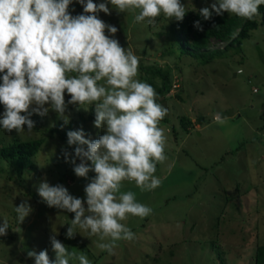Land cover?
I'll return each mask as SVG.
<instances>
[{
  "label": "rangeland",
  "instance_id": "374dc122",
  "mask_svg": "<svg viewBox=\"0 0 264 264\" xmlns=\"http://www.w3.org/2000/svg\"><path fill=\"white\" fill-rule=\"evenodd\" d=\"M93 2L107 3L110 14L100 12L98 18L118 29L115 36L106 35L141 58L139 80L149 84L147 67L171 71L169 93L158 101L168 109L160 122L167 159L157 164L154 175L162 181L158 188L141 191L135 182L123 183L122 191L135 192L139 202L153 209L148 217L129 215L123 221L136 234L134 240L118 242L110 255L96 246L106 241L77 227L74 243L65 245L69 253L86 255L92 264H255L257 247L264 245V25L250 33L240 53L201 64L165 54V32L175 19L161 15L155 25H149L136 22V12H118L108 0ZM214 2L181 0L189 13ZM69 13L84 14L78 0H73ZM255 18L261 20L259 14ZM70 99L65 93L62 116L51 104L45 105L46 116L33 114L31 133L27 125L21 133L0 126V143L45 139L23 172L15 173L0 162V226L4 221L9 225L7 235L0 237V264H35L28 251L46 250L55 260L50 238L55 236L63 244L61 231L75 214L49 207L38 194L42 182L63 185L84 200L87 209L84 189L95 173L87 179L77 177L63 154L65 149L49 137V131L71 122L94 141L106 129L95 127L94 105L86 111L68 103ZM4 111L0 104V118ZM217 114L222 122L215 119ZM181 117L191 121L189 131H183ZM198 118L204 122L199 124ZM69 147L75 152V146ZM24 201L33 211L19 223L14 209Z\"/></svg>",
  "mask_w": 264,
  "mask_h": 264
},
{
  "label": "clouds",
  "instance_id": "9594fccd",
  "mask_svg": "<svg viewBox=\"0 0 264 264\" xmlns=\"http://www.w3.org/2000/svg\"><path fill=\"white\" fill-rule=\"evenodd\" d=\"M84 14L73 17L69 7L73 0H0V104L5 111L0 126L7 131L31 133L35 127L33 114L46 116L51 104L61 116L68 103L84 110L94 105L95 127L106 129L97 140L85 133L69 131L67 143L75 146L70 159L77 177H95L85 186V201L72 196L63 185L42 182L38 194L49 206L74 213L67 237L74 238L75 229L98 236L96 246L114 254L120 241H132L136 234L125 224L129 215L145 218L153 209L138 201L133 191H122L125 181L135 182L141 191L158 188L162 181L154 174L157 164L164 162L166 137L160 122L168 109L158 102L154 87L138 79L140 57L131 47L125 49L115 36L118 29L98 18L110 14L107 3L78 0ZM124 13L136 12V22L155 25L156 18L182 21L187 8L181 0H108ZM264 0H215L210 8L199 11L204 20L213 13L235 14L251 20L259 14ZM203 31L199 21L194 25ZM35 105V107H33ZM221 121L219 114L215 116ZM222 122V121H221ZM86 146V148H85ZM64 156L71 154L64 150ZM76 158L80 160L76 164ZM91 162L89 166L88 162ZM19 223L33 211L27 201L15 207ZM9 225L0 226V237L7 235ZM55 260L46 250L28 251L35 264H92L86 255L76 256L55 236L51 238Z\"/></svg>",
  "mask_w": 264,
  "mask_h": 264
},
{
  "label": "trees",
  "instance_id": "16d2710c",
  "mask_svg": "<svg viewBox=\"0 0 264 264\" xmlns=\"http://www.w3.org/2000/svg\"><path fill=\"white\" fill-rule=\"evenodd\" d=\"M259 15L261 16L259 22L255 17L249 20L229 13H224L223 15L213 13L210 20H204L199 12H187L182 21L175 20L171 22L169 29L165 32V54L166 52L169 55L177 54L178 58L183 56L190 57L201 64L233 56L242 51L244 42L250 38V33L256 30L259 25H264V5L260 6ZM196 21L200 22L203 31H199L194 26ZM176 68L179 69L178 67ZM145 72L148 76L149 84L158 93V101L160 97L164 98L165 95L167 96L172 80L169 67L165 70L147 67ZM157 80H159L160 85ZM92 110L95 112L94 109ZM92 117L95 118V113ZM180 122L183 131H189L188 128L192 125L191 121L187 117H181ZM198 122L199 124L203 123V118H198ZM69 131H77L71 122L59 124L49 131V137L60 141V149H65L71 154L67 161L74 168V165L69 162L70 159L75 158V152H71V148L67 143V133ZM44 140L43 137H40L25 141L12 139L9 142H2L0 143V162H4L15 173H21L28 166H31V160L41 150ZM79 162V159L76 158V164H79ZM69 227H71V221L67 222V226L62 229L60 234L63 244L67 246L73 244L76 239V234L74 238L69 239L67 237ZM254 260L255 264H264V245L257 247Z\"/></svg>",
  "mask_w": 264,
  "mask_h": 264
}]
</instances>
